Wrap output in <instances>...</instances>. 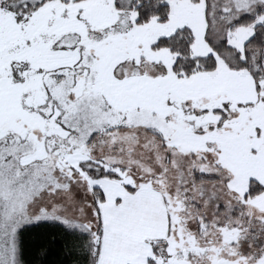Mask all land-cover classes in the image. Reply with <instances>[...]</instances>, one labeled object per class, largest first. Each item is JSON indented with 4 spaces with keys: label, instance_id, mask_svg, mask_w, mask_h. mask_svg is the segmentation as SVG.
<instances>
[{
    "label": "snow or ice",
    "instance_id": "6c2138e0",
    "mask_svg": "<svg viewBox=\"0 0 264 264\" xmlns=\"http://www.w3.org/2000/svg\"><path fill=\"white\" fill-rule=\"evenodd\" d=\"M0 264H264V0H0Z\"/></svg>",
    "mask_w": 264,
    "mask_h": 264
}]
</instances>
